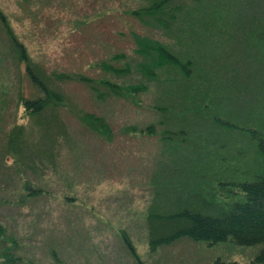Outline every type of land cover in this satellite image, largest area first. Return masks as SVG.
Instances as JSON below:
<instances>
[{
    "label": "rangeland",
    "instance_id": "374dc122",
    "mask_svg": "<svg viewBox=\"0 0 264 264\" xmlns=\"http://www.w3.org/2000/svg\"><path fill=\"white\" fill-rule=\"evenodd\" d=\"M147 4L0 0V247L12 258L0 256V264H252L258 254L261 246L186 238L151 252L147 216L206 196L214 173L217 183L235 185L263 172L248 133L264 128V0H223L201 17L209 25L198 20L179 42L172 29L131 15ZM6 26L23 62L10 51ZM135 36L183 54L193 76L177 82L173 68L155 69V77L139 71ZM102 64L130 72L118 76ZM28 66L66 105L37 115L24 108L23 100L43 99ZM79 77L120 91L97 85L109 93L99 100ZM81 114L103 119L109 133L90 129ZM173 116L179 123L162 122ZM29 185L40 193L29 195Z\"/></svg>",
    "mask_w": 264,
    "mask_h": 264
},
{
    "label": "trees",
    "instance_id": "16d2710c",
    "mask_svg": "<svg viewBox=\"0 0 264 264\" xmlns=\"http://www.w3.org/2000/svg\"><path fill=\"white\" fill-rule=\"evenodd\" d=\"M222 1L217 0L218 5L214 7L210 0H149V4L133 11L131 15L143 25L151 28L162 29L166 32H171L170 29H172L173 40L179 42L185 35V37L189 35L188 33L196 26L198 20L200 24H206L207 21L209 25L210 18L203 20L201 17L212 14L213 10H218L222 6ZM2 18L0 14V19L4 22ZM4 30L8 36L10 51L15 54L18 61L23 62L24 49L8 26ZM175 32L177 33L176 37H174ZM135 42L137 47L135 54L141 57V63L138 64L139 71L145 75L155 77V69L169 67L177 71L174 74L177 76V82L181 80L185 82L193 76L194 65H192L191 61L183 59V54L177 55L172 48L170 50V48L165 47L160 42L149 38L135 36ZM120 57L116 56L113 59ZM186 58L189 59L188 57ZM102 66L104 70L113 72L118 76L130 72L128 66L121 70L111 65L102 64ZM26 75L37 95L38 92L43 94V99L40 96L36 99L23 100L24 108L31 111L32 115L40 114L49 106L60 107L61 103L66 105L64 98L58 92L45 86L43 80L41 81L40 77L34 74L29 66L27 67ZM79 80L85 83L99 100H102L109 93L105 95V93L98 91L97 85L111 90L115 95H118L120 91L117 85L111 84L107 80L99 83L85 77H79ZM143 89H145L143 86L135 87L131 89V93ZM158 110L166 113L168 108H158ZM79 117L80 121L89 126L90 129L99 131L100 134L109 133L104 120L94 114H81ZM173 119L176 122L174 124L179 123L176 116L171 119L168 117L163 118L162 122H172ZM219 124L232 127L220 121ZM153 128L151 126L147 131L152 134ZM168 134H173V132ZM248 137L251 143L254 144L256 151L264 157V128L258 131H250ZM17 143L18 132L8 138L9 153L12 152L11 150ZM207 165L208 163L205 166L206 172ZM212 176L209 181V188L204 186L205 192L202 191L203 194H207L206 196L195 195L186 200L185 205L178 203L179 207L175 212L161 213L156 208L151 210L147 216L151 252L155 251L159 246H166L183 238L194 242H204L210 246L230 242L241 247L261 246L252 264H264V165L261 174L256 175L253 180L241 184L217 183L216 174L214 173ZM226 187H231L232 189L227 191ZM26 190L33 197L40 193L39 190L31 189L30 185L27 186ZM126 239L124 238V241L129 245ZM127 247L131 249L130 245ZM5 250L0 247V256L4 260L9 261L12 258Z\"/></svg>",
    "mask_w": 264,
    "mask_h": 264
}]
</instances>
